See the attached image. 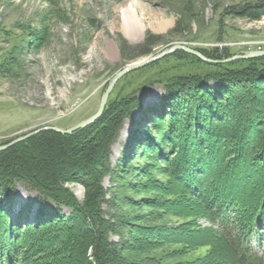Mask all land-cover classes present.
I'll list each match as a JSON object with an SVG mask.
<instances>
[{
    "label": "trees",
    "instance_id": "16d2710c",
    "mask_svg": "<svg viewBox=\"0 0 264 264\" xmlns=\"http://www.w3.org/2000/svg\"><path fill=\"white\" fill-rule=\"evenodd\" d=\"M229 14L257 20L264 0L234 5ZM159 38L147 34L130 59L148 55ZM197 50L215 60L232 56L217 47ZM174 55L212 70L163 81L164 97L114 165L110 148L147 84L107 103L85 128L43 131L0 151V264H177L147 254L150 236L157 243L208 247L192 264H264V56L208 63L181 50ZM238 62L246 65L233 67ZM138 157L161 164L171 193L184 199L181 208L208 227L192 234L134 225V237H123L126 220L118 200L106 198L102 178L121 175ZM68 183L84 187L81 203ZM20 186L36 195L17 207Z\"/></svg>",
    "mask_w": 264,
    "mask_h": 264
},
{
    "label": "rangeland",
    "instance_id": "374dc122",
    "mask_svg": "<svg viewBox=\"0 0 264 264\" xmlns=\"http://www.w3.org/2000/svg\"><path fill=\"white\" fill-rule=\"evenodd\" d=\"M256 1L0 0V145L41 127L68 129L91 117L118 71L173 45L207 51L217 47L232 56L264 50V16L249 20L229 14L234 5ZM129 18L140 26L131 38L124 35L121 26ZM147 34L160 38L148 55L130 59L136 53L133 47ZM175 52L130 71L114 84L107 103L120 102L147 86L136 94L135 106L110 148L112 165L132 138L135 140L142 123L152 117L153 106L164 97L163 81L212 70ZM244 65L246 62H238L233 67ZM160 166L156 160L138 157L121 175L110 173L102 178L106 198L118 200L120 219L126 220L123 237H134L130 236L134 225L165 226L192 234L197 228L208 227L203 218L191 217L181 208L184 199L175 191L171 193L170 179ZM67 187L81 203L84 187L79 183H68ZM35 195L20 186L15 205L32 201ZM7 209L9 215H15ZM103 209L107 211L106 205ZM146 229L139 231L140 235ZM156 237L150 236V242L145 238L132 241L149 243L152 248L147 254L159 257L162 263L192 264L210 252L206 246L157 243Z\"/></svg>",
    "mask_w": 264,
    "mask_h": 264
},
{
    "label": "water",
    "instance_id": "95a60500",
    "mask_svg": "<svg viewBox=\"0 0 264 264\" xmlns=\"http://www.w3.org/2000/svg\"><path fill=\"white\" fill-rule=\"evenodd\" d=\"M177 50H181V51H184L188 54L196 56L199 59H201L202 61H205L208 63H225V62H230V61L237 60V59H250V58L264 56V50H258V51H248L244 54H236V55H233L231 57L221 59V60H215V59L208 58L207 56L202 54L197 49H193V48L187 47L185 45H181V44L173 45L170 48L165 49L158 54H155V55H152V56L145 58L143 61H141L139 63H134L131 65L125 66L123 69L118 71L115 74V76L111 79L106 90L102 93L98 109H97L96 113L94 115H92L91 117L75 124L74 126L68 128V129H62V128H59L56 126H45V127L38 128V129L31 131V132H28L22 136L16 137V138L10 140L9 142H7L6 144L0 145V151L5 150V149H7V148L19 143V142H22V141H24V140L38 134L39 132L44 131V130H53V131L61 133V134H71V133H73L79 129L87 127L88 125L94 123L98 118L101 117V115L104 112V109L106 107L108 96H109L114 84L116 83V81L119 78L126 75L130 71L142 68L146 65H149V64L153 63L154 61H157L166 55H170V54L174 53Z\"/></svg>",
    "mask_w": 264,
    "mask_h": 264
},
{
    "label": "bare ground",
    "instance_id": "6f19581e",
    "mask_svg": "<svg viewBox=\"0 0 264 264\" xmlns=\"http://www.w3.org/2000/svg\"><path fill=\"white\" fill-rule=\"evenodd\" d=\"M122 31L126 37L131 38L132 35H136L140 31V26L137 21L132 18L123 20ZM221 60V59H220ZM158 61V60H157Z\"/></svg>",
    "mask_w": 264,
    "mask_h": 264
}]
</instances>
